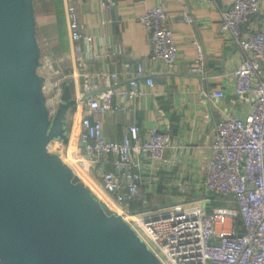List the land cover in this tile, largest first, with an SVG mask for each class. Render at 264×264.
I'll return each instance as SVG.
<instances>
[{
  "label": "built area",
  "instance_id": "obj_1",
  "mask_svg": "<svg viewBox=\"0 0 264 264\" xmlns=\"http://www.w3.org/2000/svg\"><path fill=\"white\" fill-rule=\"evenodd\" d=\"M260 12L261 0H233L231 8L220 13L221 29L230 33L244 59L233 72L234 93L229 99L232 111L217 123L211 144L203 184L206 195L184 197L179 202L133 212L130 203L139 199L140 188L146 185L147 192L153 193L159 186L158 176L167 164L169 139L157 130L142 133L135 123L128 126L121 141L105 137L103 123L94 115L127 112V107L115 104L114 100H134L143 95L139 77L145 75V68L138 63L135 69L131 62H126L124 74L129 77L126 86L118 84V72L96 75L90 71L87 58L99 54L86 55L83 45L90 44L93 37L82 31L76 6L69 4L66 8L70 40L85 94V99L79 101L82 131L73 161L81 168L86 163L97 166L94 171L100 180L88 184L90 188L96 194L100 189L115 199L113 202L122 208L118 214L163 264H264V25L252 32L243 31L245 24ZM184 19L192 21L188 14ZM139 20L149 34L153 58L172 71L179 51L164 6L149 8ZM41 64L46 71L42 75L43 89L54 113L61 102L63 80L53 78L60 74L53 61L47 59ZM190 72L205 74V57L199 46L196 64ZM102 80L106 83L104 90H100ZM144 82L151 88L155 85L151 76ZM208 95L211 99L226 97L222 89ZM241 104L244 112L240 115L235 108ZM71 131L74 136L75 124ZM80 154L87 155L89 160H81ZM108 165L113 169L108 170ZM188 185L186 181L176 184L183 194ZM214 201L233 204L210 208Z\"/></svg>",
  "mask_w": 264,
  "mask_h": 264
},
{
  "label": "crops",
  "instance_id": "obj_2",
  "mask_svg": "<svg viewBox=\"0 0 264 264\" xmlns=\"http://www.w3.org/2000/svg\"><path fill=\"white\" fill-rule=\"evenodd\" d=\"M232 2L233 0H34L41 61H45L43 57L46 56L53 61L60 70V74L53 75V78L63 80L64 88L68 86L72 98L78 100L74 116L71 114L69 119V122L74 121L75 130L82 109L79 101L85 94L70 40L66 13L69 4L75 5L78 10L82 31L93 37L90 44L83 45L85 54H99L96 58H87L90 71L96 75L118 72V84L126 86L129 77L124 74V64L131 62L135 69L138 63L144 65L145 75L139 77L143 83V95L134 100H114L115 104L127 107V112L119 110L95 114L93 118L102 121L105 137L113 141H121L128 126L133 123L140 127L142 133L157 130L167 134V164L160 171L159 186L153 193L158 192L161 187L170 203L179 202L184 197L190 199L206 195L203 185L205 167L211 154L217 123L232 111L229 99L234 93L233 72L244 59L242 50L230 33L221 29L220 13L231 8ZM158 5H163L168 14V24L174 32L179 51L178 61L172 71H167L162 62L153 58L149 34L139 20L149 8ZM185 14L192 18L191 22L184 19ZM262 25L264 0H261V12L245 24L243 31L252 32ZM198 46L205 57L204 75L190 72V68L196 64ZM39 72L41 75L46 73L42 64ZM147 76L152 77L154 87L145 84ZM100 86V90L106 88L104 80ZM219 89L225 91L226 97L211 99L208 94ZM235 109L240 115L244 112L242 104ZM92 167L89 166L88 173L93 171ZM178 181L188 182L185 194L176 186ZM141 189L144 194L148 193L146 185Z\"/></svg>",
  "mask_w": 264,
  "mask_h": 264
},
{
  "label": "water",
  "instance_id": "obj_3",
  "mask_svg": "<svg viewBox=\"0 0 264 264\" xmlns=\"http://www.w3.org/2000/svg\"><path fill=\"white\" fill-rule=\"evenodd\" d=\"M41 58L34 0H0V264H163L51 152L54 142L71 141L69 119L78 100L66 86L51 113ZM81 131L79 114L78 151ZM79 158L89 160L85 154Z\"/></svg>",
  "mask_w": 264,
  "mask_h": 264
},
{
  "label": "rangeland",
  "instance_id": "obj_4",
  "mask_svg": "<svg viewBox=\"0 0 264 264\" xmlns=\"http://www.w3.org/2000/svg\"><path fill=\"white\" fill-rule=\"evenodd\" d=\"M46 58V59H45ZM43 57V60H47L48 59V56L46 57ZM70 137H71V141L69 142V144L67 145H64L62 142H54L51 146H50V150L52 153H55V154H59L61 155L68 163L69 165L76 170L77 173H82L83 174V179L85 180V182L87 184H92V183H97L98 180H100V176L98 175V172L97 171H94V174L96 176V180H94L93 176L91 178V174L87 172H84L83 168H81L75 161H73V152H76V140H75V137L72 136V131H71V134H70ZM108 170H112L113 167L111 165H108L107 167ZM99 183V182H98ZM99 188V187H98ZM97 188V189H98ZM99 197H101L103 200L104 199H109L113 202V200L111 198H109L108 196L104 195L102 193V191L99 189L98 191V194H97ZM178 201H181V200H178ZM168 203V201H167ZM170 203V202H169ZM164 205V204H163ZM213 206V204H210L209 207L211 208ZM117 211H121V206H114Z\"/></svg>",
  "mask_w": 264,
  "mask_h": 264
},
{
  "label": "trees",
  "instance_id": "obj_5",
  "mask_svg": "<svg viewBox=\"0 0 264 264\" xmlns=\"http://www.w3.org/2000/svg\"><path fill=\"white\" fill-rule=\"evenodd\" d=\"M74 112L75 111L72 112V116H74ZM71 130H72V121L69 122V128H68V134L69 135L71 134ZM161 190L162 189L160 187V189L156 193H145L144 194L142 192V189H141L140 190V198L130 203L131 211L141 212L144 210L154 209V208L160 207L163 204L164 205L168 204L169 203V202L167 203L168 196H167V194H165L163 192V190L162 191ZM204 192H205V190H204ZM204 194H206V192ZM207 195L211 196L210 193ZM213 197H214V199H216L215 196H213ZM212 204L214 206V205H229V204H233V203H232V201H226L223 203L214 201ZM239 222H240V220H239Z\"/></svg>",
  "mask_w": 264,
  "mask_h": 264
},
{
  "label": "bare ground",
  "instance_id": "obj_6",
  "mask_svg": "<svg viewBox=\"0 0 264 264\" xmlns=\"http://www.w3.org/2000/svg\"><path fill=\"white\" fill-rule=\"evenodd\" d=\"M89 163H86V165L83 167V170H84V172H87V170L89 169ZM79 174V173H78ZM80 176H83V174L82 173H80ZM83 178V177H82ZM106 202H107V204L109 205V207L112 209V210H114L116 213H119V211H117V209L114 207V206H117V204H115L114 202H112L111 200H109V199H104Z\"/></svg>",
  "mask_w": 264,
  "mask_h": 264
},
{
  "label": "flooded vegetation",
  "instance_id": "obj_7",
  "mask_svg": "<svg viewBox=\"0 0 264 264\" xmlns=\"http://www.w3.org/2000/svg\"><path fill=\"white\" fill-rule=\"evenodd\" d=\"M69 128V127H68Z\"/></svg>",
  "mask_w": 264,
  "mask_h": 264
}]
</instances>
